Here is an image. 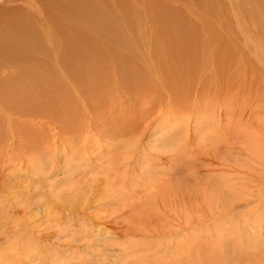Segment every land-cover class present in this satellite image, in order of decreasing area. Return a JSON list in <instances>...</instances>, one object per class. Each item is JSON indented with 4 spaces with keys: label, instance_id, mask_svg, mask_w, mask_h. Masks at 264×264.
<instances>
[{
    "label": "bare ground",
    "instance_id": "1",
    "mask_svg": "<svg viewBox=\"0 0 264 264\" xmlns=\"http://www.w3.org/2000/svg\"><path fill=\"white\" fill-rule=\"evenodd\" d=\"M16 116L46 119L54 126L21 133L26 155L40 150L53 154L59 146H67L72 158L75 154L84 158L98 149L96 157L102 162L99 167L87 166V172L104 177L95 180L98 184L91 191L106 189L111 197L126 192L120 172L121 150L129 143L126 137L140 142L167 123L169 134L181 139L179 129L185 125L191 133L182 139L186 152L170 158L178 168L216 163L214 168L237 174L243 182L230 176L223 188L205 183L201 193L186 183L178 187L168 172L142 184L144 189H135L131 204L122 194L119 217L128 212L130 235L133 230L149 231L145 227L161 220L159 211L163 216L176 212L183 229L195 227L203 219L199 201L209 191L213 208L225 213L223 191L253 192L264 186V0H4L0 179L8 193L7 174L1 169L9 163V122ZM92 137L97 138L96 149L91 147ZM104 143L112 154L103 156ZM156 200L164 206H156ZM261 204L264 211V197ZM260 217L244 220L249 230L261 227L259 235L251 233L247 242L258 252L263 245L256 240L264 241ZM165 220L157 223L158 228L172 238L177 230ZM198 242L195 238L191 247L184 248L186 253L181 247L178 252L187 256L192 250L199 252ZM137 243L135 255L149 246ZM152 251V256L145 254L150 263L157 256ZM247 253L249 249L241 256L252 264H264V258L256 261ZM8 260L6 252L0 264Z\"/></svg>",
    "mask_w": 264,
    "mask_h": 264
},
{
    "label": "rangeland",
    "instance_id": "2",
    "mask_svg": "<svg viewBox=\"0 0 264 264\" xmlns=\"http://www.w3.org/2000/svg\"><path fill=\"white\" fill-rule=\"evenodd\" d=\"M3 2L4 0H0V5ZM8 74L9 72L5 75ZM13 118L14 122H9V163L7 169H1L7 174L5 182L9 184V193L0 179V258L8 252V264H136L137 262L140 264H165V262L169 264H252L251 261L245 259V256H241L247 249H249L247 257L251 256L257 259L256 261L264 258V241L256 240L263 245L260 247V252L255 245L254 247L253 245L247 246L251 233H255V237L258 236V230L261 227L256 229L257 231L249 230L244 221L246 217L255 215L264 218L261 204V199L264 197V186L252 189L253 192L240 189L230 192L223 191L225 199L222 198L225 200L226 212L222 214L217 208H213L214 204L211 205V192H206L209 194L207 198H199V205L204 211L203 219L195 227L186 226L183 229L179 227L183 224L176 212L167 213L169 217L167 218L166 215L163 216L164 212L159 211L157 218L160 216L162 221L156 219L158 222L145 227V230L149 228L151 232L138 233L139 236L133 230L131 235L128 234L130 233L128 229L132 228L130 226L131 217L125 220L128 212L119 217L122 209L121 202H123L120 201V199L123 200L122 194L126 193L124 196L128 198V204H131L135 189H144L147 182L149 185L153 179L164 177L163 175L168 172H172V180L178 187L186 183L201 193H203L205 183L211 185L217 183L220 189L223 188L224 182L230 176H236L234 177L236 182H243L244 179L242 180L237 174H232L219 166L214 168L216 163L208 162L206 168L200 167L199 164L196 169L186 167V165L178 168V164L170 158L176 153L183 155L186 152L185 149L183 153L182 139L184 140L191 133L188 134L185 125L179 129L183 133L180 136L181 139H178L179 136L169 134L171 126L167 123L162 125L165 126L164 128L159 126L149 135L142 137L140 142L135 141L134 136L126 137L129 143L121 150L123 162L121 161L122 170H120V172L123 171L122 176L125 175L122 177V186L124 185L126 192L122 190L123 193L119 191L120 196L111 197L106 189L98 193L91 191L98 184L95 180L104 177L98 176L96 172L93 174L87 172V166L99 167L102 162L96 157L99 154V150L96 149L97 138L92 137L90 140L92 149H96L95 153L90 152L84 158L79 154L73 155L72 158L67 146H59L60 148L58 147L53 154L40 150L37 153L27 152L26 155L24 152L28 150L22 143L21 133L36 132L42 128L52 130L54 126L46 119L33 120L20 116ZM192 136L197 138L195 134ZM104 145L103 156L112 154L113 151L109 152L106 147L109 145L105 143ZM74 151L73 149L72 152ZM26 156L31 157L29 162L25 159ZM55 161V165L59 163L57 166L54 165ZM123 178L126 180L124 181ZM117 189L120 190V187L117 186ZM155 204L159 208L164 206L157 200ZM113 211L115 213H112ZM214 216H219L220 219L217 217L216 221ZM163 219H166L165 222L167 221L169 228L177 230L172 238L158 228V224L164 222ZM116 222H119L120 226L122 224L120 229L115 228ZM154 224L158 226L155 227ZM142 234L149 239L141 237ZM186 236H188V241ZM195 238L201 245L199 252L192 250L189 256L181 255L185 247L192 246L191 243ZM137 242L140 245L149 244V246L145 248L142 246L140 248L142 250L135 255L133 251L134 248H138ZM155 243L157 247H154ZM178 247L182 248L181 252H178ZM152 250L156 251L157 256L152 257L153 263H150L145 260L147 258L145 254L152 256V253L149 254L150 251L153 252Z\"/></svg>",
    "mask_w": 264,
    "mask_h": 264
}]
</instances>
